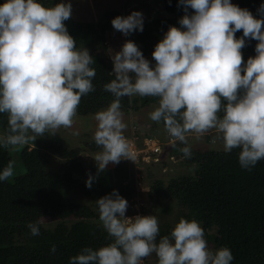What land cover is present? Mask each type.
I'll list each match as a JSON object with an SVG mask.
<instances>
[{
    "label": "clouds",
    "instance_id": "clouds-1",
    "mask_svg": "<svg viewBox=\"0 0 264 264\" xmlns=\"http://www.w3.org/2000/svg\"><path fill=\"white\" fill-rule=\"evenodd\" d=\"M184 15L180 27L170 25L145 58L136 43L125 41L111 56L113 78L104 90L114 99L94 114V142L101 151L93 159L98 171L109 162L134 161L124 135L127 124L122 97H155L148 118L190 158V133L196 139L214 131L212 143L225 153L239 148V165L251 170L264 160V3L258 17L231 0H178ZM191 9L192 11H189ZM72 14L70 0L45 6L41 0H4L0 4V114L7 129L0 147H15L70 128L81 97L94 91L95 62L85 47L77 48L64 21ZM128 36L143 31V15L132 11L111 20ZM242 30V36L235 33ZM246 38L258 41L255 55L242 63ZM243 73V75H242ZM13 175L10 161L0 181ZM96 177L89 174L85 185ZM132 185V184H131ZM98 219L111 242L96 249L83 247L69 264H142L155 254L158 264H231L228 247L211 250L196 220L180 218L168 235L159 236L154 215H125L128 201L116 189L96 200ZM45 217L27 227L40 234ZM159 236V239H157ZM55 245L50 251L55 252Z\"/></svg>",
    "mask_w": 264,
    "mask_h": 264
},
{
    "label": "trees",
    "instance_id": "trees-1",
    "mask_svg": "<svg viewBox=\"0 0 264 264\" xmlns=\"http://www.w3.org/2000/svg\"><path fill=\"white\" fill-rule=\"evenodd\" d=\"M162 1L164 10L171 17L143 25L148 44H156L170 25L180 27L178 20L185 14L183 6H178V0ZM41 2L46 6L45 0ZM261 3L264 0H235L236 5L248 9L254 17H258L257 9ZM118 15L125 16L122 10L117 9L107 11L101 21H78L71 17L64 21L77 48H87L95 61L92 65L96 69L92 79L94 91L81 97L77 107L80 115L96 113L114 99L103 87L113 78L112 60L105 53L107 46L103 44L102 49H99L100 54L96 56L92 44L97 39L103 41L102 34L113 29L111 20ZM234 35L236 38L241 37L242 30ZM256 43L258 41L246 38L245 46L241 49L242 63L255 55ZM141 99L144 104H148L157 98ZM120 103L122 109H127L136 105V99L125 96L120 99ZM7 126V114H0V132H4ZM134 134L137 135L139 147L143 146L146 136L157 138L162 143V151L151 155L153 168L146 166L148 178H152H147V184L155 187L153 190L150 187L146 192V202L149 200L150 204L154 203L151 213L157 214L159 236L168 235L182 217L194 219L203 228L205 238H210L216 249L228 247L231 250L234 257L231 264H264V160L258 161L251 170H246L238 162L239 148L225 153L222 149L192 147L191 157L186 158L180 151L184 145L170 141L162 123L153 131H134L126 138H132ZM213 135L214 131L210 130L204 136L209 140ZM38 140L37 146L30 147L26 143L19 147L25 171L15 176L13 181L10 178L0 181V264H69V258L83 247L96 249L111 242L107 233L98 237L81 235L78 220L98 217V211L91 205L73 201L67 194L72 186H79L82 194L96 202L106 195L103 188L104 172L98 171L95 160L82 159L80 148L63 145L60 135L46 133ZM86 144L88 148H100L93 141ZM10 148L13 150V147H0V169L13 162ZM52 154L65 160L60 171L47 169L49 155ZM175 157L183 166L192 165L194 161L195 171L158 178L154 171L161 169L163 164L175 163ZM146 162L140 161L139 164L147 165ZM122 170L127 172V168ZM89 174L96 177L91 188L85 185ZM125 188L127 186L122 184L114 187L122 197L130 198L133 192L128 194ZM160 205H167L170 210L159 211ZM146 206L145 203L143 207ZM135 211V207L129 205L125 214ZM172 214L177 217L173 224H168L165 221H173L168 219ZM41 215L45 220H50V227L41 225L40 234L33 236L27 224L36 222ZM214 229L216 233L211 232ZM52 245H55V252L50 251Z\"/></svg>",
    "mask_w": 264,
    "mask_h": 264
},
{
    "label": "rangeland",
    "instance_id": "rangeland-1",
    "mask_svg": "<svg viewBox=\"0 0 264 264\" xmlns=\"http://www.w3.org/2000/svg\"><path fill=\"white\" fill-rule=\"evenodd\" d=\"M46 6L51 7L54 6L55 3H58L59 0H45ZM67 2V0H66ZM72 5V14L71 18L78 20V21H101L105 15V13L109 10H122L124 15L127 16L132 11H140L143 15V25L146 23H149L150 21H161L163 18L171 17V14L166 12L163 7V1L162 0H70ZM233 4H235V0H231ZM101 39L103 41H100L97 39L92 44L93 54L99 55L100 50L102 49L101 46L105 44L106 52L110 59L111 56L114 55L116 52H118L122 46V44L127 41L131 40L134 43L137 44L139 49L142 51V54L145 56V58L149 59L154 63V59L151 55L152 51L154 50L155 44H151L149 42L148 44V37H146L144 31H134L128 36H124L121 32L118 30L110 29L107 30L104 34H102ZM100 49V50H99ZM133 99H136V105L134 107H130L127 109H122L124 113V122L127 124V128L124 130L125 137H128L129 135L133 134L134 131L142 133H148L150 131H153L157 124L156 122L151 121L148 118V113L153 110V108L157 104V99L152 100L148 104H144L140 96H133ZM103 109V108H102ZM101 110V109H100ZM99 111V110H98ZM94 114H87V115H80L76 112V115L73 117V124L70 128H59L56 131V135H60L62 138L63 145L69 147V148H80L79 155L82 159L92 161L94 160L93 157L96 153L101 151V148H88L86 142L89 144L93 140V133L95 131L96 127V121L94 120ZM1 133V132H0ZM160 135V133H158ZM164 135V134H161ZM165 136V135H164ZM39 137L35 139L33 142L30 140L27 142V144L30 147L39 145ZM129 142L132 141V138H127ZM188 142L191 145V147L198 148V149H222L219 142L216 144L212 143V137L207 140L206 136H202V138L196 139V136H189ZM20 146L13 147V150L10 148L9 153L12 156L13 159V175L10 177L9 180H14L15 176L22 174L25 171L24 163L21 159V154L19 149ZM16 148V150H14ZM18 148V149H17ZM51 159V160H50ZM137 159V158H136ZM135 159V160H136ZM122 159L118 164H113L109 162V164L106 166V168L103 170V188L106 191V194H110L112 190L114 189L115 185L122 184L127 187H129L131 184L133 186L129 189L133 192L135 185L137 183L136 178L140 177L142 181V185L145 188H150L153 190L155 187H152L151 185L147 184V172H146V166L150 165L152 167V158L149 159L146 164L147 165H141L137 164L136 162ZM180 160V159H179ZM150 161V162H149ZM175 163L169 162V164H166L161 166V169L158 171H154L156 173V176L158 178L161 177H168L169 174H172L173 176H178L180 173L195 171L196 163L194 161L192 165H181L179 164V161H177V157L174 158ZM65 164V160L55 157L53 154L49 155V162L47 164V169L55 172L60 171ZM191 166V167H189ZM127 168V172H124L122 169ZM153 168V167H152ZM151 171V172H153ZM136 174L138 177H136ZM156 178V177H153ZM152 179V178H148ZM139 182V181H138ZM128 191V190H127ZM146 192V189L143 190ZM67 194L69 198H71L75 202L85 203L88 205H91L95 211H97L96 202H94L92 199L86 197L82 192H80L79 186H72L69 190H67ZM143 194V193H142ZM147 206L144 209V215H157L152 214L151 211L153 210V204H150V201L148 200L146 202V193L141 195ZM128 197V196H127ZM129 204V202H128ZM161 207H158L159 211H167L170 210L167 205H160ZM177 216L178 213L174 212ZM175 214H172L171 217L168 219H173V221H165L168 224H173L175 217H177ZM127 215V214H125ZM162 219V217H161ZM55 223L54 220H51ZM81 224V235L83 237H98L104 234L106 232L103 230L101 223L98 219V217L93 218H87L86 219H79ZM46 222H49L45 224L46 226L50 227V220H46ZM162 225V223H160ZM54 227V226H52ZM164 227V226H163ZM212 233H216V230H212ZM207 241V244L211 250H215V246L211 244L210 238H205ZM143 262L142 264H158L157 258L155 254H152L148 257L142 258Z\"/></svg>",
    "mask_w": 264,
    "mask_h": 264
},
{
    "label": "built area",
    "instance_id": "built-area-1",
    "mask_svg": "<svg viewBox=\"0 0 264 264\" xmlns=\"http://www.w3.org/2000/svg\"><path fill=\"white\" fill-rule=\"evenodd\" d=\"M190 135H196V134L190 133ZM136 136H135V134L133 135L132 141L130 142V144H131L132 150L135 154V159L137 158L135 160V162L137 164H139L140 161H144V162L148 161L149 159L152 158V156H151L152 154L155 155V154L160 153L162 151V143L157 138L146 136L144 138L143 146L139 147L136 143V139H137ZM170 141H172V138L170 139ZM156 160H157V158H156ZM136 177H138L137 174H136ZM136 180H137V183L134 184L135 188L133 190V194L130 195V198H128L127 196L125 198L129 202L128 206L133 205L135 207L136 211H135V213L127 214L126 215L127 217H133L135 215H144V209L145 208L143 206H145V201L143 200L141 195L146 193L150 188L147 189L141 184L142 181H141L140 177L136 178ZM130 186L132 187L133 184ZM130 186L125 188V191L128 192V194H130V192L132 193L131 189H129ZM145 189H146V192L143 191Z\"/></svg>",
    "mask_w": 264,
    "mask_h": 264
},
{
    "label": "water",
    "instance_id": "water-1",
    "mask_svg": "<svg viewBox=\"0 0 264 264\" xmlns=\"http://www.w3.org/2000/svg\"><path fill=\"white\" fill-rule=\"evenodd\" d=\"M2 2L4 3V0H2Z\"/></svg>",
    "mask_w": 264,
    "mask_h": 264
}]
</instances>
